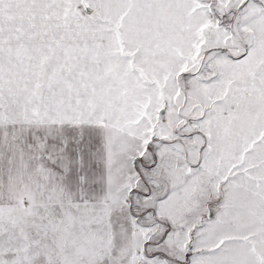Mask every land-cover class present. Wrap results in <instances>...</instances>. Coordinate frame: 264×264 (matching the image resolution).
Masks as SVG:
<instances>
[{"label":"snow or ice","instance_id":"snow-or-ice-1","mask_svg":"<svg viewBox=\"0 0 264 264\" xmlns=\"http://www.w3.org/2000/svg\"><path fill=\"white\" fill-rule=\"evenodd\" d=\"M0 264H264V0H0Z\"/></svg>","mask_w":264,"mask_h":264}]
</instances>
